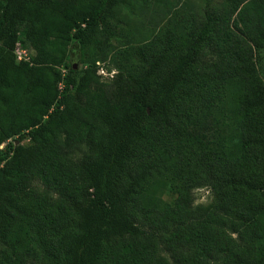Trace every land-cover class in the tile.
Returning <instances> with one entry per match:
<instances>
[{
	"label": "trees",
	"instance_id": "16d2710c",
	"mask_svg": "<svg viewBox=\"0 0 264 264\" xmlns=\"http://www.w3.org/2000/svg\"><path fill=\"white\" fill-rule=\"evenodd\" d=\"M120 1L0 0L1 264H213L237 253L234 234L263 214L253 194L263 187L254 163L262 158L264 170V78L253 57L264 48V0L176 11L137 51H122L134 79L104 81L98 62L115 47L102 24ZM163 4L174 12V0ZM20 33L29 58L17 55ZM208 41L219 60L202 68ZM84 140L92 152L76 168L69 155ZM166 140L187 160L164 174L177 197L158 215L145 185ZM205 182L218 201L194 205ZM253 226L259 256L221 264H264V229Z\"/></svg>",
	"mask_w": 264,
	"mask_h": 264
},
{
	"label": "rangeland",
	"instance_id": "374dc122",
	"mask_svg": "<svg viewBox=\"0 0 264 264\" xmlns=\"http://www.w3.org/2000/svg\"><path fill=\"white\" fill-rule=\"evenodd\" d=\"M216 2V0H212ZM220 1V0H218ZM175 5L172 11L173 13H168V8L163 4L162 7L156 5V0H121L119 5L113 9V12L109 14L102 27L104 30H109L108 36L109 40L106 42L107 46H114L115 49L111 51L108 58L105 61L98 62L99 70L98 73L101 75L102 80L110 81L118 72H122L124 77L134 79L136 71L130 70L128 64L131 61L125 60L122 51L126 47H131L133 50L137 51L139 47L143 46L142 44L148 39L147 35L151 34L153 29L158 27L170 26L175 18V12H187L201 16V13L208 10L207 4L208 0H174ZM150 4L152 7H150ZM167 13H164V11ZM165 25V26H164ZM103 30V31H104ZM113 30L114 34L111 33ZM24 33H20L19 41L16 46V52L18 57L29 58L32 54L35 53L34 49L29 48V45L23 41ZM113 48V47H112ZM140 55H135L138 57ZM81 54L79 49L74 48L71 51L70 62L73 64L74 68L79 69L84 66L81 63ZM137 63L141 60L139 57L136 59ZM199 64H203L202 68L211 63H216L219 60V54L215 49V46L212 45L211 41L206 42L199 56ZM253 60L257 63L258 74L264 78V48H261L258 53L253 57ZM109 68V69H108ZM206 68V67H205ZM63 72L67 73V69L63 68ZM139 72V70H138ZM214 83V81H212ZM211 83V84H212ZM80 100L85 98V90L79 92ZM231 129V128H230ZM7 141L3 142L0 147L5 146ZM169 142L160 143L155 154L157 153L159 159L157 160V171L155 175L151 176V179L146 182L145 185V195L148 201L151 202L150 206L153 208L155 214L161 215L160 213L166 212V205L171 203L173 204L174 200L177 197V192L173 189L172 180L166 177L164 174L169 170L174 171L176 166H182L186 163V156L183 151L179 150L174 151L173 148L169 147ZM169 148V153H164L159 150H165ZM92 152L91 143L89 140H84L82 147L73 155H69L74 166L79 167L82 162L86 159V153ZM175 152V153H174ZM202 164V163H201ZM255 168L261 174L262 180H259L262 189L256 190L253 194L255 199H258L259 208L258 211H262V215H258L255 218L251 219L248 224H245L241 235L235 233L236 238V250L237 253L223 254L218 258L212 259L213 264H221L226 261V259H234L236 256H241L243 252H246L252 256V258L258 257L259 249L262 245V241L257 239V234L254 231L253 226L248 228L253 221L260 222V226L257 227L258 230L264 229V170H263V159H258L255 163ZM252 163L244 162L241 163V169L247 171V167H251ZM76 167V168H77ZM250 170V171H249ZM249 172L251 169L249 168ZM252 173V172H251ZM39 185L43 190L53 191V194L58 196L60 191H57L52 187L51 184L40 181ZM86 187V186H85ZM90 189H86V193ZM88 194V193H87ZM195 201L194 205H209L215 204L218 201V194L212 188V185L208 182H205L194 189ZM216 207V206H215ZM219 209L218 207H216ZM257 211V212H258ZM221 215L224 216L225 212L222 213L218 211ZM139 221L141 223L148 224V215L141 209L138 213ZM241 253V254H240ZM250 256V257H251ZM1 260V256H0ZM1 264V262H0Z\"/></svg>",
	"mask_w": 264,
	"mask_h": 264
},
{
	"label": "built area",
	"instance_id": "2783aa9c",
	"mask_svg": "<svg viewBox=\"0 0 264 264\" xmlns=\"http://www.w3.org/2000/svg\"><path fill=\"white\" fill-rule=\"evenodd\" d=\"M19 59H23L22 57H19Z\"/></svg>",
	"mask_w": 264,
	"mask_h": 264
}]
</instances>
